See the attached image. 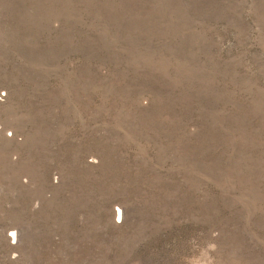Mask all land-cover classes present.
Returning a JSON list of instances; mask_svg holds the SVG:
<instances>
[{
    "label": "rangeland",
    "instance_id": "rangeland-1",
    "mask_svg": "<svg viewBox=\"0 0 264 264\" xmlns=\"http://www.w3.org/2000/svg\"><path fill=\"white\" fill-rule=\"evenodd\" d=\"M0 264H264V0H0Z\"/></svg>",
    "mask_w": 264,
    "mask_h": 264
},
{
    "label": "bare ground",
    "instance_id": "bare-ground-1",
    "mask_svg": "<svg viewBox=\"0 0 264 264\" xmlns=\"http://www.w3.org/2000/svg\"><path fill=\"white\" fill-rule=\"evenodd\" d=\"M120 212V211H119ZM119 212H118V214H119Z\"/></svg>",
    "mask_w": 264,
    "mask_h": 264
}]
</instances>
